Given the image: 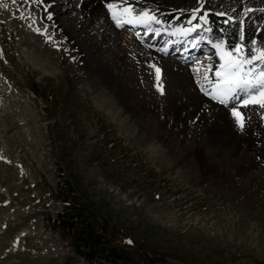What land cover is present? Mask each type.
<instances>
[{
    "label": "rangeland",
    "instance_id": "1",
    "mask_svg": "<svg viewBox=\"0 0 264 264\" xmlns=\"http://www.w3.org/2000/svg\"><path fill=\"white\" fill-rule=\"evenodd\" d=\"M233 2L216 7L232 16ZM24 19L35 30L0 19V264H264L255 120L222 126L233 144L219 150L195 133L192 108L172 112L169 93L158 108L136 97L132 72L73 81L62 45L53 61L21 44L53 43L36 6Z\"/></svg>",
    "mask_w": 264,
    "mask_h": 264
},
{
    "label": "bare ground",
    "instance_id": "2",
    "mask_svg": "<svg viewBox=\"0 0 264 264\" xmlns=\"http://www.w3.org/2000/svg\"><path fill=\"white\" fill-rule=\"evenodd\" d=\"M219 1L0 0V19H4L3 21H6L12 30L17 27V23H22L31 32L29 28L31 25L27 23L28 20L26 22L24 16L31 10L32 5L36 6L44 20V24L40 22L36 29L43 33V37L51 38L52 46L62 45L60 47H63V52L67 55L64 57H67L68 74H71L73 81L81 79L85 72H89L96 84L101 85V82L108 78L118 82L124 80V74L132 72L137 80L135 83L136 97L140 98L141 95L148 97L152 100L153 106L158 108L156 100L162 99L163 92L169 93L172 99V107L170 106L172 112L176 113L179 109L184 110L188 106L192 108L190 114H192L191 120L194 126L197 127L193 128L196 129L195 133H206L209 137L212 136V140L216 142L215 145H220L219 150L228 151L233 144V136L229 128L225 130L223 127L227 126L230 121L236 126L235 117L232 116L234 108L241 114L243 113L244 119L255 120L250 121V127L254 128L251 132H256V136L259 133L264 134V108L259 104L249 103L244 106L243 103L250 95H258L259 89H253L251 92L239 90L238 96L229 105L213 99L211 95L206 94V91L211 92L215 84V74L223 63L221 60L223 53L230 52L234 57H243L247 60L258 56L257 50L264 51V4L260 2L261 0H234L235 12L231 16L228 15L231 13L227 12V14L216 7ZM109 4L116 6L114 10L117 13L130 7L133 9L134 18L140 20V14L148 12L149 15L155 17V20L146 21L147 26L135 31L119 28L116 20L113 19V12L108 8ZM255 6L257 8L252 9ZM37 21L34 20V24ZM152 25L156 28L148 35L145 31ZM1 27L0 22V30ZM178 28H187L193 39H198L196 45H202L206 49L203 55H198L197 58L192 57L191 63H184L166 56L156 49L157 46L160 50L165 47V44L171 40L172 30ZM26 29H22L24 33ZM158 29H162L163 34L156 37L155 31ZM26 36L25 34L21 40L22 45L28 48L34 46L35 48L30 49L38 56L50 53L51 59L56 60L54 46L41 47L40 44L39 47L35 43V41H40L39 35L34 34L32 36L34 40ZM215 47L217 49H214ZM249 67L255 68L257 72L264 71V64L259 60L253 61L252 65H245L246 70ZM157 68L160 70L159 81H157ZM121 87L124 88L120 85ZM120 101L123 102L124 98ZM210 115L215 116L217 123L220 124L219 127L210 125ZM231 125L234 127V124L231 123ZM256 136L251 134L245 143L252 145L257 140ZM225 137H228V140Z\"/></svg>",
    "mask_w": 264,
    "mask_h": 264
},
{
    "label": "snow or ice",
    "instance_id": "3",
    "mask_svg": "<svg viewBox=\"0 0 264 264\" xmlns=\"http://www.w3.org/2000/svg\"><path fill=\"white\" fill-rule=\"evenodd\" d=\"M3 6L6 7V5ZM108 8L113 12V19L116 20L117 26H120L122 16L127 15L131 17L133 12V9L129 7L124 8L121 13L117 14L114 10L116 6L113 4H109ZM152 20H155V17L149 15L148 12L140 14V22ZM127 22L132 23L133 21L129 19ZM156 22L158 23L159 21ZM217 47L221 46L217 45ZM237 51L239 52V50ZM257 51L259 52L258 56H253L251 59L247 60L243 57H234L230 52L223 53L221 55L223 63H221L219 70L215 74V84L211 92L206 91V94L211 95L213 99L218 100L220 103L226 104L236 95L238 90H247L251 92L253 89H259L258 95H250L243 103L244 106H247L249 103L259 104L260 107L264 108V71L257 72L253 67H249L247 70L245 69V65H252L255 60H259L264 64V51ZM156 74L157 81H159L160 70L158 68L156 69ZM160 90L163 92L162 88ZM232 116L235 117L236 123L239 125L240 129L243 130L244 120L242 114L234 108Z\"/></svg>",
    "mask_w": 264,
    "mask_h": 264
}]
</instances>
